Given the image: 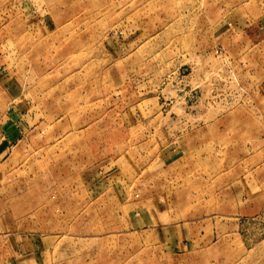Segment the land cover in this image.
I'll return each mask as SVG.
<instances>
[{"label":"rangeland","instance_id":"374dc122","mask_svg":"<svg viewBox=\"0 0 264 264\" xmlns=\"http://www.w3.org/2000/svg\"><path fill=\"white\" fill-rule=\"evenodd\" d=\"M8 256L264 264V0H0Z\"/></svg>","mask_w":264,"mask_h":264},{"label":"crops","instance_id":"0c3cea01","mask_svg":"<svg viewBox=\"0 0 264 264\" xmlns=\"http://www.w3.org/2000/svg\"><path fill=\"white\" fill-rule=\"evenodd\" d=\"M12 255H13L12 261L16 262V260H17L16 254L15 253H12ZM8 257H9L8 260L5 258V260L3 262H1L0 264H11V257L10 256H8Z\"/></svg>","mask_w":264,"mask_h":264}]
</instances>
